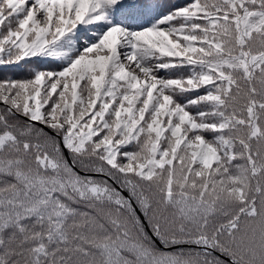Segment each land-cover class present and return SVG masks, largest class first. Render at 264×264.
<instances>
[{"label": "snow or ice", "instance_id": "obj_1", "mask_svg": "<svg viewBox=\"0 0 264 264\" xmlns=\"http://www.w3.org/2000/svg\"><path fill=\"white\" fill-rule=\"evenodd\" d=\"M0 264H264V0H0Z\"/></svg>", "mask_w": 264, "mask_h": 264}, {"label": "trees", "instance_id": "obj_2", "mask_svg": "<svg viewBox=\"0 0 264 264\" xmlns=\"http://www.w3.org/2000/svg\"><path fill=\"white\" fill-rule=\"evenodd\" d=\"M3 71L6 73V74H9V75H13V76H21L24 74V72L20 69H8V68H5L3 69Z\"/></svg>", "mask_w": 264, "mask_h": 264}]
</instances>
